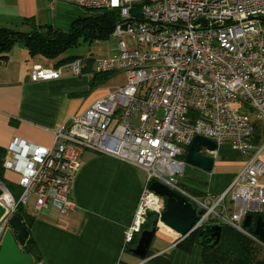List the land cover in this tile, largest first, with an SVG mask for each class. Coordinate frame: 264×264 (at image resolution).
Instances as JSON below:
<instances>
[{"label": "built area", "instance_id": "1", "mask_svg": "<svg viewBox=\"0 0 264 264\" xmlns=\"http://www.w3.org/2000/svg\"><path fill=\"white\" fill-rule=\"evenodd\" d=\"M117 15L111 35L117 53L93 59V73L121 72L124 84L96 99L53 131L43 147L12 137L2 166L18 178L17 198L0 181V242L9 219L34 197L31 215L74 212L72 184L81 152L117 157L144 173L125 244L140 234L148 211L158 231L165 200L150 190L156 181L194 208L191 232L221 225L264 248L243 225L247 214L264 215V0H56ZM88 57L65 65L32 67V82L80 76ZM195 135L227 144L245 156L242 168L215 196H195L178 185ZM203 155H210L200 144ZM211 156V155H210ZM153 197L155 205L146 203ZM252 223V222H251ZM185 237L175 236L181 242Z\"/></svg>", "mask_w": 264, "mask_h": 264}, {"label": "crops", "instance_id": "2", "mask_svg": "<svg viewBox=\"0 0 264 264\" xmlns=\"http://www.w3.org/2000/svg\"><path fill=\"white\" fill-rule=\"evenodd\" d=\"M89 14V10L62 1L0 0V27L14 30L28 31L30 25L24 20L67 30L74 20ZM116 51L117 44L114 54ZM78 56L89 58L80 76L65 72L54 80L29 79L35 65L56 68ZM64 59L29 57L20 43L0 58V149L5 151L2 162L12 137L50 147L55 129L113 89L103 84L90 89L94 74L92 53L75 54L62 63ZM221 146L225 145L218 147ZM210 155L214 157L210 171L185 163L178 177L183 185L180 187L198 196L218 195L244 162L238 158L221 159L216 148ZM3 170V178L14 183L16 175ZM143 182L144 173L139 168L111 155L83 150L72 184L74 212L60 215L49 210L31 215L28 211L33 205L22 206L32 217L29 236L40 255L33 264H202V245L193 244L187 253L163 231L153 233L148 246L150 256L139 258L131 248L127 249L124 233L132 222ZM10 187H14L12 183Z\"/></svg>", "mask_w": 264, "mask_h": 264}, {"label": "trees", "instance_id": "3", "mask_svg": "<svg viewBox=\"0 0 264 264\" xmlns=\"http://www.w3.org/2000/svg\"><path fill=\"white\" fill-rule=\"evenodd\" d=\"M89 12L91 14L88 16L74 20L67 30L55 29L50 25H34L31 20L23 21V23L30 25L28 31L0 27V58H5L11 48L17 43H20L26 48V52L29 57L39 55L46 59H55L66 50L76 47L81 43L91 44L94 41H100L108 38L112 33L117 15L112 12L98 10H89ZM68 59H70V57L61 62L63 63ZM106 80V73H94L90 81V89L96 88L98 85L105 83ZM257 131L258 130H256V136H258ZM186 152L181 156V159L184 160ZM4 154L5 151L0 149V181L3 183L4 170L2 167V158ZM16 212L21 215L23 222L28 228L32 217L25 213L22 206H19ZM257 216H260L264 221V215L252 214V223L247 228L251 233L254 229V223ZM156 219L157 214L152 211H148L146 214V220L141 226V231L145 229H154L155 226L153 223ZM196 235L197 233L186 236L177 244V247L187 253L190 252L192 245L196 243ZM226 236L227 238H225ZM138 237L139 234L127 244V249H130L137 244ZM222 237L223 242H221ZM225 240L228 241L229 247H231V255L235 254L233 257H229L227 262L224 261V256L226 255H224L225 252L222 250V244L227 243ZM229 241H233L234 243L231 244ZM252 246V241L248 238L239 235L238 232L230 228H223L221 230L219 240L213 247H203L202 264H264V258L253 260L255 249L254 246L253 248ZM24 251L30 253L35 262L40 260V255L35 249V245L33 243L26 245L24 247ZM150 255V250L147 248L144 257H148ZM155 262L158 261L155 260Z\"/></svg>", "mask_w": 264, "mask_h": 264}, {"label": "water", "instance_id": "4", "mask_svg": "<svg viewBox=\"0 0 264 264\" xmlns=\"http://www.w3.org/2000/svg\"><path fill=\"white\" fill-rule=\"evenodd\" d=\"M199 144L205 146L208 151H214L216 148L211 140L195 135L188 146L184 161L203 171H210L214 159L210 155H201ZM149 188L165 200L164 210L160 216L162 225L175 233L176 236L186 237L191 232L192 225L197 218L192 205L184 197L156 181H153ZM3 212L4 208L0 205V216ZM251 222L252 215L247 214L243 225L249 227ZM153 225L155 226L154 229H145L140 232L137 244L130 249L131 253L139 258H143L146 254L152 235L157 228V219ZM221 228L219 224L201 228L197 232L196 243L203 247H213L219 240ZM253 233L264 241V221L260 216L256 218ZM31 243L32 239L29 236L27 226L23 222L21 215L15 212L11 215L9 228L4 232L0 242V264H33L32 255L22 249Z\"/></svg>", "mask_w": 264, "mask_h": 264}, {"label": "rangeland", "instance_id": "5", "mask_svg": "<svg viewBox=\"0 0 264 264\" xmlns=\"http://www.w3.org/2000/svg\"><path fill=\"white\" fill-rule=\"evenodd\" d=\"M54 1H56V0H51V2H54ZM94 43H97V44L96 45H92ZM116 44H117V39L114 36L110 35L106 39H103V40H100V41H94L91 44L81 43L80 45H78L76 47H73V48H70V49L66 50L64 53H62L59 56L62 57V58H68V57H70L72 55H75V54H86L87 52L88 53H92V57L93 58H96V57H99V56H102V57L113 56L114 52H115V49H116ZM89 45H91V46L89 47ZM106 78H107V80L105 81V83H103V85H106L107 88L108 87L109 88H112V87L114 88L116 86L124 84V77H123L121 72L106 73ZM258 126H259L260 130L258 128H256V130H258L257 133H259V131H262V129H264V128H262L263 125L261 123H259ZM222 145H225V146H223V147L222 146L221 147L217 146L216 147V149L220 152L219 156H220L221 159H225V160L229 159V158H231V159H234V158L237 159L238 158V159H241V160H245L246 159L245 156H241V155L237 156L238 154L236 152H234L230 148V146H228L227 144H222ZM199 146H200V144H199ZM240 167L242 168V164H241ZM179 179L180 178H178V185L179 186H183V185H181V183H179ZM17 180H18V178L16 177V179L14 180V183H15L14 184L12 181H8L7 179H4V183L6 184V186L8 187V189L10 190V192L13 194V196L15 198H17L19 196V194H20V188L16 185L17 184ZM259 182L260 183H264V173H263V175L261 177H259ZM10 183H12L14 187H10ZM185 190H187V189H185ZM193 195H195V194H193ZM195 196H198V195H195ZM33 201H34V197L32 196V197H30V200L25 205V207H28V205L29 206L33 205ZM164 205H165V203H164ZM223 228L229 229L227 227H222L221 230ZM190 234H196V232L195 231L194 232H190L188 235H190ZM238 234L243 236V237H245L242 233H238ZM225 238H227V236ZM221 242H223V237L221 238ZM226 242L227 243H223L222 244V250H224V252H225L224 255H226V256H224V261L225 262H227V259L229 257H233L235 255V254L231 255V253H230V251H231L230 248L231 247H229L228 241H226ZM229 243L233 244L234 242L233 241H229ZM252 244H253L254 249H255V252L253 254V260L263 259L264 258V248L258 246L257 244H255L253 242H252ZM149 246H151V243H150ZM253 246H252V248H253ZM227 255H228V257H227Z\"/></svg>", "mask_w": 264, "mask_h": 264}, {"label": "bare ground", "instance_id": "6", "mask_svg": "<svg viewBox=\"0 0 264 264\" xmlns=\"http://www.w3.org/2000/svg\"><path fill=\"white\" fill-rule=\"evenodd\" d=\"M146 203H148L149 205H155V204H154V203H155V199H154L153 197H149V198H147ZM162 229H163L165 232H167L170 236H172V237H175V236H176L175 233H173L172 231H170V230H169L168 228H166L165 226H162Z\"/></svg>", "mask_w": 264, "mask_h": 264}]
</instances>
